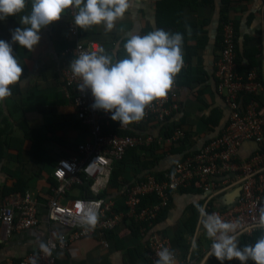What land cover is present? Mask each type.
I'll use <instances>...</instances> for the list:
<instances>
[{
    "label": "crops",
    "instance_id": "1",
    "mask_svg": "<svg viewBox=\"0 0 264 264\" xmlns=\"http://www.w3.org/2000/svg\"><path fill=\"white\" fill-rule=\"evenodd\" d=\"M31 5L32 0H26L23 12L0 20V39L11 42L10 30L28 27L20 20L30 13ZM229 20L237 31L241 66L257 70L263 81L260 100L264 104V0H130V8L111 32H106L103 25L87 30L78 27L82 40L98 41L114 61L124 58L123 44L132 35L159 28L184 34V64L174 77L180 87V108L166 120L156 116L137 128L127 129L132 134L152 137L151 142L126 156L124 176L130 182L140 178L144 170L158 174L170 171L176 162L220 133L227 123L229 108L217 90L216 61L222 48V27ZM69 22L66 10L59 21L41 29V40L32 51L12 43L13 55L23 73L18 82L9 85L11 96L0 101V206L14 192H30L38 198L42 214L39 227L19 231L12 237H6L0 218V264H19L37 253L51 232L65 231L58 224L50 225L45 218L55 183L52 170L60 158L75 155L77 145L92 138L89 125L78 118L73 92L63 79V72L70 69L74 58L71 49L76 43ZM179 129L184 134L174 139ZM258 148L256 142L246 141L240 158H250ZM238 179L228 175L231 187L213 194L196 187L172 193L167 216L155 231L172 241L177 255L174 264H186L188 260L190 264H211L210 257L204 263L212 243L205 220L212 213L237 204L241 195ZM81 190L75 187L64 202L81 197ZM121 190L110 185L107 196L115 201L117 213L127 214ZM198 212L200 215L195 218ZM193 218L197 230L192 237L186 227ZM260 230L258 239L264 236V227ZM180 231H184L187 243L192 241L186 256L181 246L173 242ZM101 238L108 247L102 245L98 236L87 237L74 244L71 256L64 251L55 252L56 264H154L149 258L148 237L136 236L127 220ZM197 247L207 250L202 260L193 259Z\"/></svg>",
    "mask_w": 264,
    "mask_h": 264
},
{
    "label": "built area",
    "instance_id": "2",
    "mask_svg": "<svg viewBox=\"0 0 264 264\" xmlns=\"http://www.w3.org/2000/svg\"><path fill=\"white\" fill-rule=\"evenodd\" d=\"M70 33L76 37L71 49L74 58L82 51H98L101 44L96 40L84 41L80 38L78 26L74 24V9H68ZM222 48L216 61L217 90L224 96L229 108L227 123L222 131L211 138L198 151L187 155L174 167L163 174L144 170L140 178L131 181L121 190L128 207L127 214L117 213L115 201L107 196L116 163L124 160L131 149L140 148L152 141L146 134L119 133L111 128L127 130L137 128L149 119L158 116L166 120L174 110L180 108L177 83H173L165 98L154 100L145 108L143 119L126 126L111 119V113L93 109L94 98L91 90L81 92L80 81L74 78L71 69L63 72L67 87L73 92L78 118L90 127L92 138L77 145V153L58 160L52 170L55 183L52 196L45 207L47 222L58 224L65 231L51 232L43 243L47 252L39 246V251L30 254L19 264H56L54 253L64 251L69 256L78 241L98 236L102 239L107 232L117 229L119 224L129 219L142 223L141 237H148L149 258L156 264L157 253L162 248L173 249L172 241L161 232L155 231L161 212L168 209L174 191L196 187L205 193H215L231 187L228 175L238 176L241 195L231 209L212 213L226 222L237 223V236L252 233L262 228L260 213L264 210V104L260 100L262 79L255 69L240 72V50L237 31L233 21L224 22ZM107 130L105 131V129ZM177 130L174 139L183 136ZM256 141L259 148L248 159L240 158L242 145L246 141ZM75 187H85L79 198L64 202ZM87 193H91L88 196ZM104 194V195H102ZM102 195V196H101ZM38 198L30 192L10 195L0 206V218L6 237L15 233L39 227L41 223ZM89 210L97 214L94 226L86 223L85 214ZM102 245L108 247L102 239Z\"/></svg>",
    "mask_w": 264,
    "mask_h": 264
},
{
    "label": "clouds",
    "instance_id": "3",
    "mask_svg": "<svg viewBox=\"0 0 264 264\" xmlns=\"http://www.w3.org/2000/svg\"><path fill=\"white\" fill-rule=\"evenodd\" d=\"M26 0H0V20L23 12ZM130 8V0H32L31 11L21 17L20 23L28 27H17L11 32V42L0 39V101L11 96L9 85L18 82L23 67L13 55L12 43L32 51L41 40L43 27L59 21L68 9H74V24L87 30L103 25L111 32L116 21L123 19ZM184 34L171 33L162 28L147 34L132 35L124 44L126 55L113 60L104 48L98 51H82L71 60L69 67L73 77L78 78V89L91 90L93 109L111 113L113 121L121 126L140 121L145 108L154 100L165 98L171 90L174 77L184 64ZM86 223L94 226L97 214L89 210ZM207 235L212 240L206 261L215 256L223 264L225 260L238 259L241 264L252 260L264 264V236L254 244L239 246L237 223L226 222L219 216L206 217ZM260 226L264 227V210L260 213ZM41 248L48 251L44 244ZM156 264H174V253L162 248L157 253ZM35 264V261H33Z\"/></svg>",
    "mask_w": 264,
    "mask_h": 264
},
{
    "label": "trees",
    "instance_id": "4",
    "mask_svg": "<svg viewBox=\"0 0 264 264\" xmlns=\"http://www.w3.org/2000/svg\"><path fill=\"white\" fill-rule=\"evenodd\" d=\"M226 20L227 19H225L223 21H226ZM239 46H240V44H239V41H238V48H239ZM239 50H240V48H239ZM240 61H241V59H240ZM252 64L256 66L255 62H252ZM249 67L250 66H248V65H242L241 66V63H240V72L246 73V71L248 70ZM216 123H219V119L217 120ZM106 130H107V128L105 129V131ZM111 130L112 131L119 132V133H130L127 130H122V129H118V128H111V129H109V131H111ZM131 151L132 152H135L136 150L135 149L129 150V153ZM126 158L124 160H122L121 162L115 164V167L113 169L112 179H111V186L114 187V188H120V189H122L124 186H126L127 184L130 183V180H128L124 176L125 165H126V162H127ZM122 164H124V165H122ZM82 189L84 190L85 187H82ZM83 190H81V191H83ZM87 195L88 196H91L92 194L91 193H87ZM102 195H104V194H102ZM167 212H168V209H165V210H163L161 212L159 218L157 219V223L156 224H159L161 221H163L165 219V217L167 216ZM199 215H200L199 212L197 214H195V218L197 216H199ZM195 218H193L192 222H190V224L187 225V227H186V228H188V230H190L191 236H194L195 233H196V230H197L195 228V225L193 224V221H194ZM128 222H129V225H130L131 230L136 234V236H140L141 235L140 234L141 233L140 228L142 226V223L140 224L138 222H135L133 219H129ZM258 230L262 231V228H259V229L255 230L251 234L245 233V234L241 235L240 236L241 238L239 240L240 246L243 247L244 245H247V244H254L258 240ZM183 233H184V231L178 232L177 238H176V240L174 239L173 242H176L177 245L181 246V248L184 250V254L186 256L189 253L188 252L189 250H187V249H190L191 248V243H187L189 241H186L184 239V234ZM206 254H207V250L204 249V251H202L200 248L197 247L195 249V254L193 255V259L194 258H198V260H202V259H204V257L206 256ZM209 260H210V263L211 264H221V262L219 260H217L215 258V256H211ZM186 262H187L186 264H190V261L189 260L186 261ZM223 264H241V262L238 259H235L234 258L231 261L225 260L223 262ZM247 264H255V263H252L249 260V261H247Z\"/></svg>",
    "mask_w": 264,
    "mask_h": 264
},
{
    "label": "water",
    "instance_id": "5",
    "mask_svg": "<svg viewBox=\"0 0 264 264\" xmlns=\"http://www.w3.org/2000/svg\"><path fill=\"white\" fill-rule=\"evenodd\" d=\"M254 142H256V141H254ZM256 144H257V146L259 147V144H258V142H256ZM207 257V256H206ZM209 259V258H208ZM206 262V258H205V260H204V263Z\"/></svg>",
    "mask_w": 264,
    "mask_h": 264
},
{
    "label": "rangeland",
    "instance_id": "6",
    "mask_svg": "<svg viewBox=\"0 0 264 264\" xmlns=\"http://www.w3.org/2000/svg\"><path fill=\"white\" fill-rule=\"evenodd\" d=\"M193 237V236H192ZM192 240H193V238H192ZM191 243H192V241H191ZM192 245V244H191Z\"/></svg>",
    "mask_w": 264,
    "mask_h": 264
}]
</instances>
